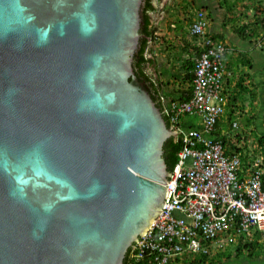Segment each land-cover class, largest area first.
<instances>
[{
	"label": "water",
	"instance_id": "95a60500",
	"mask_svg": "<svg viewBox=\"0 0 264 264\" xmlns=\"http://www.w3.org/2000/svg\"><path fill=\"white\" fill-rule=\"evenodd\" d=\"M141 2L0 0V264H122L161 210Z\"/></svg>",
	"mask_w": 264,
	"mask_h": 264
},
{
	"label": "built area",
	"instance_id": "2783aa9c",
	"mask_svg": "<svg viewBox=\"0 0 264 264\" xmlns=\"http://www.w3.org/2000/svg\"><path fill=\"white\" fill-rule=\"evenodd\" d=\"M259 21L264 25V5ZM208 26L203 11L189 26L198 53L191 70L190 97L169 101L164 111L176 136H181L182 148L161 210L131 251L133 262L170 264L210 254L229 241V229L235 240L264 241L263 161L255 160L243 170L239 155L227 157L223 141L212 134L227 104V48L207 34ZM184 114L195 116L198 125H182ZM231 129H236V122Z\"/></svg>",
	"mask_w": 264,
	"mask_h": 264
},
{
	"label": "trees",
	"instance_id": "16d2710c",
	"mask_svg": "<svg viewBox=\"0 0 264 264\" xmlns=\"http://www.w3.org/2000/svg\"><path fill=\"white\" fill-rule=\"evenodd\" d=\"M153 1L154 0H142L141 2L140 28H139L140 37H139L138 47L133 55L132 68L137 78L144 82L153 100L157 103V100H159L158 98L163 93L162 92L163 87L161 86V83H158L157 81H155L152 78V76H150L146 71V65H152L154 62V59H150L146 56V50H147L149 41L151 39H155V30L151 22V14H150V11L154 8L152 4ZM198 1H201V0H198ZM222 2L228 5L229 11H231L232 7L235 5L234 1L232 0H222L221 3ZM179 26L180 25H178V27ZM236 32L240 35V37L243 40H247V39L254 38V37L255 38L260 37L261 36L260 32L264 34V27L261 26L260 21H259V16H258V19L256 21H252L249 24H246V25L239 24L238 27L236 28ZM186 63L188 64L189 69H191L192 62L190 60H186ZM187 78L188 80H190L191 75L187 74ZM240 94L244 96V98L242 97V99L247 103V109H249L248 110L249 112L246 114L247 115L246 119H244L247 124L245 126V130L247 131V128L253 124V121L255 120L259 112L258 110L259 106L261 105L264 107V99L260 101V97L258 96V93L254 91V89L253 90L249 89L248 93L240 92ZM236 99H237V96L235 100ZM157 106L159 107L158 103H157ZM232 106L233 105L231 104H227L226 109H225V114L222 115L216 121L213 127V130H212V133L214 135L222 134L223 129L225 130L227 127L226 124H227L228 119L232 118V119L237 120L236 113L239 107H237L238 109H236L235 107H232ZM165 122L168 126L167 117H165ZM232 122L229 123L227 127L228 130L231 129ZM258 139H259L258 140L259 143L256 149L255 148L249 149V147L246 146L245 148L241 150L242 151L241 159L244 163L250 157L249 153H257L258 148H260L259 150L261 151L262 157L264 159V138L260 137ZM181 148H182L181 136L169 137L164 142L162 156L166 162L168 169H172V167L177 162V159H178L177 154ZM263 168H264V164H263ZM263 180H264V174H263ZM228 232L231 234V236H230L229 241L224 245L223 249L215 253L210 252V254H207V253L200 254L194 257L193 259L184 260L183 264H218L220 263L222 259L229 261L231 258L235 260H245L246 264H264V247H263L264 243L263 241L258 242L255 240L242 239L241 237L235 240L234 239L235 235L233 234V231L229 229ZM211 253L213 254L211 255ZM233 254L235 255V257H233ZM122 264H127V255L123 259ZM137 264H153V263L150 262V260H144V261L138 262Z\"/></svg>",
	"mask_w": 264,
	"mask_h": 264
},
{
	"label": "rangeland",
	"instance_id": "374dc122",
	"mask_svg": "<svg viewBox=\"0 0 264 264\" xmlns=\"http://www.w3.org/2000/svg\"><path fill=\"white\" fill-rule=\"evenodd\" d=\"M210 1L215 0H158L154 2L155 10L161 12L157 13L159 18H157L154 22L156 25L157 36L155 39L149 41L147 53L154 51V55L148 56L153 57L155 68H159L161 65L164 69H172L173 72H177L179 70L178 65L180 63H184L188 57L193 55V41L191 43L192 39L187 33V25L189 23V19L193 16V13L196 10H204L208 12L210 17V7H212ZM257 6L258 7L255 6V9L251 10L249 13H247L249 11L248 9L244 11L240 8L238 11L241 12H239L238 16H240L241 13H244L243 17L247 19L249 23L256 21L262 10L261 5ZM241 7L243 8L244 6ZM242 23L243 20H241V24ZM171 24H174L175 28L172 27ZM178 25H180V28ZM261 46L260 49L264 51V44ZM262 60L264 61V57H262ZM152 72L158 73V71H154V69H152ZM163 81H168L169 86L175 83L173 85L174 87L179 83V80L172 77H166ZM236 100L238 101L237 107H239V111H237L236 115L240 118L241 123L244 125L246 123L244 119H246V114L249 112V109H247V104H244L242 97L237 96ZM246 132L249 135L247 143H249L253 137H255V140H257L259 136L264 138V111L257 114L253 124L247 128ZM248 146L251 148L253 144L249 143ZM233 257H235L234 254ZM218 264H246V261L231 258L229 261L222 259Z\"/></svg>",
	"mask_w": 264,
	"mask_h": 264
},
{
	"label": "crops",
	"instance_id": "0c3cea01",
	"mask_svg": "<svg viewBox=\"0 0 264 264\" xmlns=\"http://www.w3.org/2000/svg\"><path fill=\"white\" fill-rule=\"evenodd\" d=\"M221 1H210L212 7H210L211 13L208 29L210 34L216 39L223 41L228 47L225 57L226 94L244 98L240 92L248 93L249 89H254L261 101L264 98V61L262 60L264 51L260 49V46L264 44V34L260 32L261 36L258 38L254 37L243 40L236 32V28L241 24V20H243L242 24H249L248 20L243 17L244 13L238 16L239 12H241L238 10L240 8L244 11L248 9L247 13H249L255 9V6H262L264 0H232L235 5L231 11L228 10V5L223 2L221 3ZM241 6L244 7L242 8ZM237 102L235 100L233 103L236 109ZM244 104L247 103L244 101ZM260 106L258 113L264 111V107Z\"/></svg>",
	"mask_w": 264,
	"mask_h": 264
},
{
	"label": "clouds",
	"instance_id": "9594fccd",
	"mask_svg": "<svg viewBox=\"0 0 264 264\" xmlns=\"http://www.w3.org/2000/svg\"><path fill=\"white\" fill-rule=\"evenodd\" d=\"M263 5H262L261 9L263 8ZM198 11L206 12V11L201 10V9L200 10H196L193 13V16L189 19V23L187 25V33L190 36V38L192 39L191 40V43L193 41V43H192V48H193L192 53H193V55L191 57H188L186 60H190L192 62V68H193V64H194V58L196 57V55H198V53H197V47H196V44H195V39H194V37H192L190 35L189 26H190L191 22L194 20L195 15H196V13ZM159 12H161V11H158L157 10L156 12L151 13L152 25L154 26V30H155V38L157 36L156 35L157 30H156V25H155L154 22H155V20L157 18H159V16H157V13H159ZM261 12H262V10H261ZM206 14H207V18L209 19L208 12H206ZM260 16H261V14H259V17ZM171 25H172V27L175 28L174 24H171ZM261 26L264 27V25H261ZM208 28H209V26H208ZM208 28H207V34L210 35L213 38L214 36L212 34H210ZM214 39H215V37H214ZM217 40H219V39H217ZM226 48H227V50H226V53H227V51H228L227 45H226ZM148 55H154V51H151L150 53H147V50H146V56L148 58H150V59H153V57H149ZM225 57H226V54H225ZM186 60L184 61V63H180L178 65L179 70L177 72L176 71L173 72L172 69H164L163 66H161V65H160L159 68H155L154 67L155 62H153L152 65H146V71H147V73L150 76H152V78L155 81H157L158 83H161V86L163 87V90H162L163 93L161 94V96L159 98H160V101H161V104H162V107H163V110L164 111H165L166 106H167V104H168L169 101H179V102H182V101L188 100L189 97H190V92H191L190 83H191V79H192V72H191L192 68L189 69L188 64L186 63ZM224 64H225V58H224ZM183 65H185V66H183ZM152 69H154V71H158V73H153L152 72ZM224 69H225V66H224ZM187 74L191 75V79L190 80H188ZM166 77L176 78L177 80H179V83L175 87L173 86L175 83H173L171 86H169L168 85V81H165V82L163 81ZM224 81H225V76H224ZM235 98H236V95H229V94H227V100H226L227 101V104L233 105V103L235 102ZM232 107H235V106L233 105ZM225 109H226V107H225ZM238 111H239V109H238ZM224 114H225V111H224L223 115ZM166 117H167V115H166ZM232 121L236 122V129L235 130H232V129L228 130L227 127H228L229 123L232 122ZM168 122H169L170 129L173 131L174 137H177L176 134H175V132H174V130L171 128V124H170L169 118H168ZM181 122H182V125H185L187 128L188 127H192L193 124L194 125H198L197 118L195 116L194 117H188V115H186V114L182 115ZM226 125H227L226 129L225 130L223 129L222 134L221 135H218L219 136V139L222 140L223 143H224V152H225V155L230 158L231 155L238 154L239 155V159H240V165H241V168L243 170L247 168V166H248L249 163L251 164L255 160H261L262 159L263 164H264V159L262 157L261 151L259 150L260 148H258V152L257 153H249L250 157L248 158V160L245 161V163L241 159V156H242V151L241 150L243 148H245L246 146H248L249 143H252L253 146L251 148H255L256 149L258 147L257 145L259 143V141H257L258 139L257 140L254 139L255 137H253L252 140L249 143H247L248 142L247 141V138L249 136L247 134L246 130H245V126L247 124L245 123L243 125L241 123V121H240V118L237 117V120L236 119H232V118L228 119ZM259 138H260V136H259ZM248 147L250 148V146H248ZM177 156H178V154H177ZM177 162H178V159H177ZM177 162L172 167L170 176L172 175L173 170H174V167L176 166ZM169 180H170V177H169ZM169 180H168V182H169ZM167 183L164 184L165 194H164L163 202L165 200ZM223 239H224V236H223ZM260 242H262V241H260ZM263 243H264V241H263ZM224 245L222 247L218 248L217 250H215L213 253H215V252L223 249ZM213 253H211V255ZM130 255H131V253H130ZM130 255L128 257L127 264H137L138 262H141V261L133 262L130 259L131 258ZM198 255H200V254H198ZM198 255H195V256L186 258L184 260L193 259L194 257H196ZM183 261H180V262H172L170 264H183Z\"/></svg>",
	"mask_w": 264,
	"mask_h": 264
},
{
	"label": "flooded vegetation",
	"instance_id": "af4514ba",
	"mask_svg": "<svg viewBox=\"0 0 264 264\" xmlns=\"http://www.w3.org/2000/svg\"><path fill=\"white\" fill-rule=\"evenodd\" d=\"M155 1H158V0H154V1H153V3H152V4H153V7H154V2H155ZM140 7H141V5H140ZM153 12H156V10H155L154 8L150 11V14L153 13ZM136 77H137V76H136ZM163 145H164V144H163Z\"/></svg>",
	"mask_w": 264,
	"mask_h": 264
}]
</instances>
